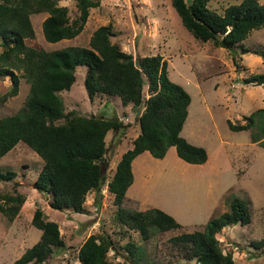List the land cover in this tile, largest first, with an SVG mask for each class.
Here are the masks:
<instances>
[{
    "label": "trees",
    "instance_id": "16d2710c",
    "mask_svg": "<svg viewBox=\"0 0 264 264\" xmlns=\"http://www.w3.org/2000/svg\"><path fill=\"white\" fill-rule=\"evenodd\" d=\"M60 1L0 0V78L11 79V87L1 100L5 102L19 94L22 77L30 85L24 106L0 118V159L19 142H25L44 161L34 188L50 198L53 209L86 212L87 195L101 192L107 180V135L124 127L117 116H86L67 111L61 92L72 88L77 68L86 66L85 87L91 100L96 96L119 97L123 106H139L142 112L136 116L140 133L132 148L122 154L108 181L116 208L112 218L114 232L101 230L91 234L79 249L80 264H113L111 251L131 264H156L132 232L147 242L154 228L166 232L179 229L182 224L163 209L134 210L125 207L124 202L135 179L133 161L145 151L163 159L171 147H176L178 156L186 162H207V149L181 134L192 96L171 79L169 63L163 55L135 57L113 42L116 33L112 24L97 28L88 46L70 45L54 50L29 46L27 38L35 37L33 14L48 13L42 24L43 34L49 43H57L80 35L91 9L101 2L77 0L78 14L72 18L69 8ZM210 1L193 0L189 5L186 0H173V6L184 26L200 41L240 55L254 53L264 58V48H250L245 42L254 30L264 28V4L259 0H242L219 13L211 9ZM234 60L237 64V58ZM244 83L264 84V73H254ZM243 121L229 119L228 126L233 131L253 130L252 142L260 141L264 147V108L244 116ZM16 176L15 171L0 168V212L9 221L18 216L27 200L17 185L11 191L2 190V182ZM251 222L249 202L232 197L228 210L209 219L203 229L183 232L171 241L180 246L184 259L197 264H234L233 253L224 252L218 234L226 227ZM32 224L41 230V237L14 264H44L56 248L65 246L59 224L42 209H36ZM252 245L264 249V237Z\"/></svg>",
    "mask_w": 264,
    "mask_h": 264
},
{
    "label": "rangeland",
    "instance_id": "374dc122",
    "mask_svg": "<svg viewBox=\"0 0 264 264\" xmlns=\"http://www.w3.org/2000/svg\"><path fill=\"white\" fill-rule=\"evenodd\" d=\"M100 1L99 7L91 9L80 35L57 43H49L43 34L42 24L48 13L33 14L35 37L27 38V44L46 50L88 46L97 28L112 24L116 33L112 40L124 51L135 57L161 54L168 61L171 79L184 86L192 96L181 134L189 142L205 147L209 154L204 164L177 166L175 160L183 164V159L178 156L176 147H171L168 159H157L151 154L148 159L152 157L156 161H143L152 172L148 168L143 171L141 167L135 171L136 177L124 206L134 210L163 209L182 227L166 232L154 228L147 242L136 232H132L133 238L142 242L156 264H197L195 260L184 259L182 249L171 238L203 229L209 219L228 210L232 197H239L249 202L252 222L224 228L218 234L221 247L224 252L233 253L234 264H264V249L258 250L252 245L253 241L264 237V147L260 141L252 142L253 130L233 131L228 126L229 119L244 122V116L264 108V84L244 83L246 77L264 73V58L254 53L240 55L216 47L212 42L200 41L184 26L173 0ZM241 1L211 0L209 6L221 13L227 6ZM259 1L264 4V0ZM60 4L69 8L72 18L77 16V0H61ZM245 42L250 48H264V28L254 30ZM86 72V66L78 67L76 82L70 90L62 91L61 96L67 111L75 110L86 116H117L123 121L120 132L111 131L107 135L108 163L104 166L107 180L101 192L92 191L87 195L86 212L53 209L49 205L50 198L34 188L44 165L43 159L28 144L19 142L0 159L2 170L17 173L12 181L2 182L1 187L6 192L17 185L27 200L13 221L0 212V264H14L40 239L41 230L32 224L37 208L59 224L65 241V246L56 248L44 264H80L79 249L91 234L101 230L114 232L112 218L116 208L108 181L122 154L133 146L140 126L132 105L123 106L119 97L96 96L91 100L85 87ZM10 87V77L0 78V118L20 110L30 89L22 77L19 94L4 102L1 98ZM159 166L164 167V172ZM113 254L111 251L113 264H131Z\"/></svg>",
    "mask_w": 264,
    "mask_h": 264
},
{
    "label": "crops",
    "instance_id": "0c3cea01",
    "mask_svg": "<svg viewBox=\"0 0 264 264\" xmlns=\"http://www.w3.org/2000/svg\"><path fill=\"white\" fill-rule=\"evenodd\" d=\"M101 104H103V103H101ZM127 108H129V107H127ZM131 148H132V147H131ZM144 154H146V155H144ZM167 154H168V153H167ZM143 155H144V156H143ZM149 155H151V153H150L149 151H145L144 153L140 154L139 157H137V158L133 161V170H134L135 177H136V173L138 172L137 169H139V167H141L142 169H144L143 171L147 170L146 168H148V169L152 172V168H151L150 166L145 167L146 164L143 162L144 160H149V159L154 160L152 157H150V158L148 159V156H149ZM142 157H144V158L141 159ZM164 158H165V159H168L167 155H166ZM164 158H163V159H164ZM157 159H158V158H157ZM154 161H156V160H154ZM162 161H166V160H161V162H162ZM179 161H181V160H179ZM179 161H178V159H176L174 164H176L177 166H183V167L191 166V165H194V166H196V165H200V164L189 163V162H186L185 160H183V162H182L183 164H181ZM158 163H159V162H158ZM166 164H167V163H166ZM166 164H164V166H166ZM197 167H198V166H197ZM161 168H163V169H161ZM159 170L162 171V172H164L163 170H165V169H164L163 166H159ZM135 171H137V172H135ZM170 175L172 176V174H170ZM146 182H147V181H146Z\"/></svg>",
    "mask_w": 264,
    "mask_h": 264
},
{
    "label": "water",
    "instance_id": "95a60500",
    "mask_svg": "<svg viewBox=\"0 0 264 264\" xmlns=\"http://www.w3.org/2000/svg\"><path fill=\"white\" fill-rule=\"evenodd\" d=\"M186 1H187V3L189 5H191L193 3V0H186ZM134 111L136 112L137 116H140L141 115L142 110H141V108L139 106H135L134 107Z\"/></svg>",
    "mask_w": 264,
    "mask_h": 264
}]
</instances>
